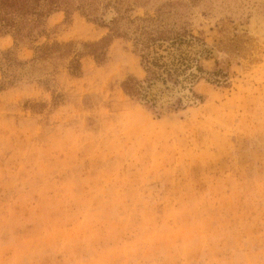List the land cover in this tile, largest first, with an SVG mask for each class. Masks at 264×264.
<instances>
[{
  "label": "rangeland",
  "instance_id": "obj_1",
  "mask_svg": "<svg viewBox=\"0 0 264 264\" xmlns=\"http://www.w3.org/2000/svg\"><path fill=\"white\" fill-rule=\"evenodd\" d=\"M95 5L0 36V264H264V0ZM137 26L188 39L150 48L190 65L155 105L123 87L148 77Z\"/></svg>",
  "mask_w": 264,
  "mask_h": 264
},
{
  "label": "trees",
  "instance_id": "obj_2",
  "mask_svg": "<svg viewBox=\"0 0 264 264\" xmlns=\"http://www.w3.org/2000/svg\"><path fill=\"white\" fill-rule=\"evenodd\" d=\"M196 3V0H192ZM80 9L87 16H93L96 12L97 6L95 5V0H0V36L11 35L14 39L15 46L18 47L21 44L33 43L39 39V37L47 34L46 23L47 19L54 12L64 10L67 16L71 14L73 10ZM138 37H136L137 44L140 42L143 44L142 58L145 63L146 71L148 72V77L146 80H137L131 77L124 81L123 87L126 93L139 96L140 99L151 102L155 105V97L151 95L152 87L157 81H163L166 84V89H169V81H172L173 85L181 83L178 79L179 75L189 68V62H185L186 58L181 57V59L173 63H163L160 58L154 56L150 58L152 48L157 42H159L160 47L163 42H170L169 46L174 47L180 46L188 41L187 35L180 32H175L171 28L166 29H150L148 30L146 26H142ZM143 28V29H142ZM191 40L196 39L194 35H191ZM189 40V41H191ZM111 37L107 36L94 43L87 44L90 47L89 53L92 54L98 62L104 61L107 47L109 46ZM61 43L56 42L52 45L45 44L40 46H35L34 49L37 53V57H46L47 55L59 48ZM71 45V43H70ZM154 51H156L154 49ZM39 52V53H38ZM6 57L2 62L0 60V65H6L9 68L14 63V58L11 56V50L5 52ZM16 62V60H15ZM17 63V62H16ZM72 63V73H78L80 70V61L73 59ZM178 63L181 66L185 65L184 70H179L181 66L177 67ZM192 66V65H191ZM199 71H203V68L197 65ZM192 78H199L197 74L191 73ZM147 82V85H143ZM3 84L0 83V89H3Z\"/></svg>",
  "mask_w": 264,
  "mask_h": 264
},
{
  "label": "bare ground",
  "instance_id": "obj_3",
  "mask_svg": "<svg viewBox=\"0 0 264 264\" xmlns=\"http://www.w3.org/2000/svg\"><path fill=\"white\" fill-rule=\"evenodd\" d=\"M108 16H110V14Z\"/></svg>",
  "mask_w": 264,
  "mask_h": 264
}]
</instances>
